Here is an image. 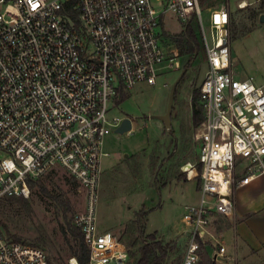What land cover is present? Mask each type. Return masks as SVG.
I'll return each mask as SVG.
<instances>
[{
	"label": "built area",
	"instance_id": "obj_1",
	"mask_svg": "<svg viewBox=\"0 0 264 264\" xmlns=\"http://www.w3.org/2000/svg\"><path fill=\"white\" fill-rule=\"evenodd\" d=\"M169 12L182 29L195 19L205 52L202 119L192 127L198 159L181 167L199 200L184 208L180 264H200L209 252L225 258L209 229L232 215L235 188L264 177V91L233 76L228 9L210 12L208 38L199 0H0V201L27 198L31 182L66 174L84 193L72 225L88 264L128 261L124 244L96 224L102 144L124 119L109 116L121 95L138 83L156 85L172 68L177 51L163 28ZM0 264L51 262L0 228Z\"/></svg>",
	"mask_w": 264,
	"mask_h": 264
},
{
	"label": "rangeland",
	"instance_id": "obj_2",
	"mask_svg": "<svg viewBox=\"0 0 264 264\" xmlns=\"http://www.w3.org/2000/svg\"><path fill=\"white\" fill-rule=\"evenodd\" d=\"M241 1L246 6L239 7ZM258 2L202 0L199 7L208 38L210 12L222 6L228 9L230 53L238 60L232 62V72L237 78L251 79L264 91V23L253 13ZM252 27L255 29L246 33ZM163 28L171 37L182 31L170 12L164 17ZM171 47L177 51L172 68L160 75L154 86L145 82L135 85L124 94L127 99L109 113L110 117L131 119L132 131L123 135L111 132L103 139L102 150L107 156L101 158L96 224L102 230L120 225L112 234L129 251L132 263L139 259L146 237L154 235L167 249L161 264H180L186 242L184 208L199 200L196 181L187 182L181 167L198 159L191 103L204 76L205 54L186 68L178 47L175 43ZM184 70L174 94L171 127L166 130L152 117L166 112L171 87ZM41 181L45 193L34 186L27 198L0 201V228L7 237L42 249L51 264H72L78 243L71 235L72 217L83 211L84 193L62 172ZM207 255H202L200 264H212Z\"/></svg>",
	"mask_w": 264,
	"mask_h": 264
},
{
	"label": "crops",
	"instance_id": "obj_3",
	"mask_svg": "<svg viewBox=\"0 0 264 264\" xmlns=\"http://www.w3.org/2000/svg\"><path fill=\"white\" fill-rule=\"evenodd\" d=\"M231 61H238L232 52ZM119 226L113 225L105 230L97 227L101 232L112 233ZM209 232L211 237L208 239L213 249L217 252L222 248L225 256L220 260L211 259L212 264H220L223 261H229L231 264H264V178L260 177L244 186L236 187L232 215L217 218Z\"/></svg>",
	"mask_w": 264,
	"mask_h": 264
},
{
	"label": "trees",
	"instance_id": "obj_4",
	"mask_svg": "<svg viewBox=\"0 0 264 264\" xmlns=\"http://www.w3.org/2000/svg\"><path fill=\"white\" fill-rule=\"evenodd\" d=\"M200 1L202 0H199V2ZM253 13H257V15L255 16L257 18L261 14H264V0H259L257 8L254 9ZM254 29L255 27H252L249 30H247L246 33L251 32ZM176 35H178V37L168 36V39L172 43H175V45L180 50V54L184 56V58L186 59L185 66L187 68L194 62V60L199 55L205 54L204 47L201 43V39L198 34V29H197L195 19L192 18L191 21L188 22L183 27L182 31ZM197 94H198V90L196 91V93L192 95V103H191L192 127H195L196 125H198L202 119L200 111L197 109V99H196ZM126 99H127L126 96L124 97V95H121L120 99L116 101V105L121 104ZM41 180L42 179L37 180L35 182H31L29 184V189L31 190L34 186H36L41 190V192L45 193L46 191L43 187V184L41 183L42 182ZM13 198H22V197H13ZM142 232H143V229L140 226L139 227L140 235H143ZM71 235L78 240L77 249L74 254V258L76 259L77 264H88L89 251L83 244L80 231L77 228L73 227V229L71 230ZM146 238H147V241L143 244V247H141V249L139 250L140 257L136 261V263L134 262L132 263V257L130 256V253L128 251V261L126 262V264H161L162 260L166 257L167 249L163 247L158 241L155 240L154 235H149Z\"/></svg>",
	"mask_w": 264,
	"mask_h": 264
},
{
	"label": "water",
	"instance_id": "obj_5",
	"mask_svg": "<svg viewBox=\"0 0 264 264\" xmlns=\"http://www.w3.org/2000/svg\"><path fill=\"white\" fill-rule=\"evenodd\" d=\"M258 19H259V23H264V14H261ZM184 73L185 70L181 73L180 77L175 81V83L171 87L166 112L163 115L152 117L153 119L159 120L166 130H169L171 127V112H172L174 94H175L176 86L179 83V80L182 78ZM131 129H132L131 120L128 117H126L123 119L120 127L115 131V133L118 135H123L131 132Z\"/></svg>",
	"mask_w": 264,
	"mask_h": 264
},
{
	"label": "bare ground",
	"instance_id": "obj_6",
	"mask_svg": "<svg viewBox=\"0 0 264 264\" xmlns=\"http://www.w3.org/2000/svg\"><path fill=\"white\" fill-rule=\"evenodd\" d=\"M239 4L241 5L240 7L246 6V3L244 1L243 2L241 1V3H239ZM185 169L188 171L189 167L187 165H185Z\"/></svg>",
	"mask_w": 264,
	"mask_h": 264
}]
</instances>
